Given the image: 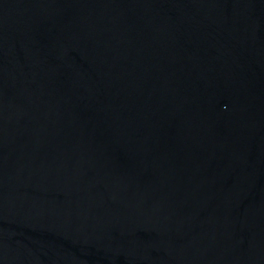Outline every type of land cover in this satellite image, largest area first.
Here are the masks:
<instances>
[{
	"label": "water",
	"instance_id": "1",
	"mask_svg": "<svg viewBox=\"0 0 264 264\" xmlns=\"http://www.w3.org/2000/svg\"><path fill=\"white\" fill-rule=\"evenodd\" d=\"M0 264H264V0H0Z\"/></svg>",
	"mask_w": 264,
	"mask_h": 264
}]
</instances>
